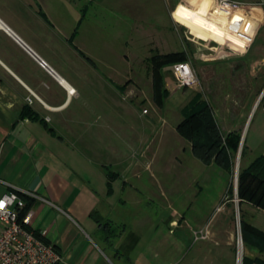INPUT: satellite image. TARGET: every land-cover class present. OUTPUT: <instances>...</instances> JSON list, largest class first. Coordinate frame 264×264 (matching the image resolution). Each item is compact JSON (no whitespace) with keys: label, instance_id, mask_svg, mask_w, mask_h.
<instances>
[{"label":"crops","instance_id":"crops-1","mask_svg":"<svg viewBox=\"0 0 264 264\" xmlns=\"http://www.w3.org/2000/svg\"><path fill=\"white\" fill-rule=\"evenodd\" d=\"M230 1L239 7L223 14L217 0H0V197L16 190L31 198V227L56 247L61 264H214V246H223L219 261L235 264L236 216L240 226L243 221L264 232V210L230 192L226 170L196 157L212 168L218 184L214 190L204 187L208 193L192 222V242L180 231L190 222L184 214L180 220L169 212L154 218L153 205L139 198L141 189L131 182L151 165L123 150L140 142L147 147L156 118L169 125L170 115L165 119L161 109L173 96L180 103L193 94L182 111L201 95L173 88L172 68H165L170 95L163 107L157 106L147 64L154 53L185 52L195 70L217 64L216 81L264 83V55L259 53L264 0ZM180 7L194 13L180 14ZM218 13L226 15V25ZM172 29L179 33L173 43L165 37ZM107 35L115 36L112 48H142L147 55L142 60L124 55L127 66L131 63L126 71L107 64L95 53L111 48L101 43ZM175 42L182 49L172 51ZM68 87L76 93L71 95ZM132 88L135 94H126ZM134 98L152 105L147 113L143 108V114H153L140 128L132 119L137 108L125 103ZM260 104L251 113L256 107L264 110ZM26 108L39 119L22 118ZM180 121L170 124L178 138ZM225 129L241 127L227 120ZM257 130L264 148V129ZM245 144L250 157L258 143L248 145L245 139ZM186 146L192 153L187 140ZM255 158L246 159L247 165ZM94 211L109 222L112 235L91 216ZM246 264H264V251L248 246Z\"/></svg>","mask_w":264,"mask_h":264},{"label":"rangeland","instance_id":"rangeland-1","mask_svg":"<svg viewBox=\"0 0 264 264\" xmlns=\"http://www.w3.org/2000/svg\"><path fill=\"white\" fill-rule=\"evenodd\" d=\"M202 5L203 3H201V6ZM179 9L181 10L180 14L183 15L188 14L190 16L191 13H194L184 7H180ZM218 14L220 17L219 19L223 21L222 25H226V15H223L224 13ZM178 35V31L172 29L170 31V35H166L165 37L169 40V42L173 43V41H177ZM102 37L104 39H101V43L105 40L110 47L114 44L112 42L115 41L113 40L115 39V36L107 35ZM124 37L125 36H123V38ZM217 37L222 38V35H217ZM261 38H264V36ZM115 44L119 45L120 43L115 42ZM262 45L263 46L261 47L259 53L264 55V43H262ZM140 46L142 47V45ZM172 48H174L172 51H178L182 49V45L175 42V46H172ZM95 53L97 54V57H100V60H104L107 64L114 65L118 69H120L121 66L125 71L131 69L129 66L131 63L127 66L124 55L128 54L136 58L138 57L141 60L147 55V52L142 48L134 51H130V49L128 51H121L111 47L104 51L97 50ZM120 55H122L123 60L120 59ZM134 66L137 67L138 64L135 63ZM214 66H217V64H210V68L206 67L202 70H198L196 68L197 75L200 79V85L194 88L186 87L182 89H188L192 93H201L203 100L208 102L217 114L224 133L227 131L225 129L227 120L230 121L231 127H241V130H236L240 133L241 141L239 149L234 156V168L230 174V189L232 193L235 194V192L237 193L236 188H238L239 172L247 166L246 159H253L263 153V145H259L262 140V132L260 136H256L257 134L255 131H258L257 129L259 128L261 130L264 129V110L262 107L259 109L256 107L252 113L251 111L256 103L259 105L260 102L262 104L264 102V94L261 98L262 93H264V83L256 84L250 82L241 86L243 84L238 85L233 82H226V79H219L220 81H216L214 79L213 72ZM211 68H213V70H211ZM168 72L170 73L173 81V88L175 86L178 87L173 75V69L172 72ZM168 83L171 87V80H168ZM238 86L241 87L239 88ZM126 94H135V90L133 88L129 89ZM192 95L193 94H189L186 99L182 97V99H180V103L174 100V96L171 100L169 99L166 102L165 107L161 109V113L165 119H169L167 114L170 115L169 125L166 124V122L162 123V120L156 118L154 121L155 131L153 135H151L153 137H148L149 143L147 147V143L143 144L140 142L135 144L131 149L124 146L123 150L131 156L137 155V157L141 158L144 163L149 162L151 165L149 170H142V176L139 179H132L131 182L136 187L141 189L142 195H140L139 198L143 199L144 202H148L153 205L152 213L154 218L158 219L163 213L166 215L169 212V214H171L174 218L175 215L178 214L179 216L176 218L180 220L181 215L184 214L185 218L190 222L187 223V228L185 227L184 230L181 229L180 231L182 233L185 231L187 237H190L192 242H196L194 233L195 228L192 222L198 218V213H202L200 207H202L206 194L208 193L204 187L209 186V188L214 190L218 184V179L214 182V174L212 175L210 173L212 168L206 167L203 163H201V161L196 159L193 151L191 153L190 149L186 146V139L180 137L179 135L178 138L172 131H170L171 123L174 124L183 119L181 107L188 102ZM125 103H132V106L137 108V112L133 113L132 119L133 123H135L138 127H142V125L147 122L146 120L150 119L153 114L152 112L149 115L143 114V108L149 110L152 106L146 99L139 98L136 100V98H134L133 102L128 100L125 101ZM139 131H142V129H139ZM90 134L97 135V131L90 132ZM95 138H97V136ZM245 139L248 145H255V143H258V146L250 154V157H248L247 152L244 151L246 148ZM143 151L144 153H142ZM210 176L213 177L211 181ZM200 188H204L201 193ZM222 214L223 213H221V215ZM235 222L237 227V239L239 228H241L239 214L236 216ZM222 251L223 246L217 248L214 246V264H224L223 259L219 258L220 261L217 259V254H222ZM191 256L193 258V253L190 255L188 260H191Z\"/></svg>","mask_w":264,"mask_h":264},{"label":"trees","instance_id":"trees-1","mask_svg":"<svg viewBox=\"0 0 264 264\" xmlns=\"http://www.w3.org/2000/svg\"><path fill=\"white\" fill-rule=\"evenodd\" d=\"M187 60L188 57L185 52L165 55L154 53L147 59V64L153 75V99L157 106L163 107L170 95L166 87L163 70L170 67L173 69L175 64L184 63ZM262 106L264 108V102ZM182 115L183 119L177 125V132L191 143L194 155L206 165L216 163L231 174L234 168V156L240 146V133L237 131L223 133L212 106L204 101L199 94L183 108ZM20 116L34 120L39 119L27 108ZM230 192H232L231 189ZM237 193L241 201H247L264 210V155L258 156L240 170ZM19 195L26 201V207L20 212V219L22 220L33 201L21 193ZM91 216L98 223H103L108 234H113L114 231L109 228V222H103V218L97 211L92 212ZM241 231L245 246L264 251L263 231L243 221ZM36 234L41 236L37 231ZM44 240L48 242L46 239ZM244 264H246V258Z\"/></svg>","mask_w":264,"mask_h":264},{"label":"built area","instance_id":"built-area-1","mask_svg":"<svg viewBox=\"0 0 264 264\" xmlns=\"http://www.w3.org/2000/svg\"><path fill=\"white\" fill-rule=\"evenodd\" d=\"M239 7L230 0H217V10L228 13ZM0 28L2 26L0 25ZM14 38L20 42L19 38ZM32 54V53H31ZM33 55V54H32ZM35 57V55H33ZM40 66L54 75L46 62L38 60ZM173 75L178 87H197L200 79L190 62L178 63L173 66ZM71 95L76 91L68 89ZM148 110L144 109V113ZM26 207V201L16 190H10L0 197V264H58L63 258L56 247L46 242L44 236H37L31 227L32 212L28 211L20 219V212ZM206 237V234L202 238ZM246 246L241 228L236 239L235 263L244 264Z\"/></svg>","mask_w":264,"mask_h":264},{"label":"water","instance_id":"water-1","mask_svg":"<svg viewBox=\"0 0 264 264\" xmlns=\"http://www.w3.org/2000/svg\"><path fill=\"white\" fill-rule=\"evenodd\" d=\"M21 41V40H20ZM23 43V42H22ZM33 55H35L36 56V54L29 48V47H27L25 44H23ZM37 57V56H36ZM38 58V57H37ZM38 59H40V58H38ZM50 70H51V68H49ZM52 71V70H51ZM53 72V71H52ZM54 73V72H53ZM263 94L264 93H262V95H261V98H262V96H263ZM260 98V99H261ZM236 191H237V188H236Z\"/></svg>","mask_w":264,"mask_h":264},{"label":"bare ground","instance_id":"bare-ground-1","mask_svg":"<svg viewBox=\"0 0 264 264\" xmlns=\"http://www.w3.org/2000/svg\"><path fill=\"white\" fill-rule=\"evenodd\" d=\"M68 89H72V88L68 87Z\"/></svg>","mask_w":264,"mask_h":264}]
</instances>
